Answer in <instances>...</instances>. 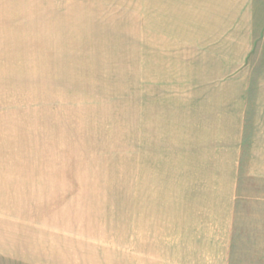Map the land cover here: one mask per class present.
Listing matches in <instances>:
<instances>
[{"label": "rangeland", "instance_id": "1", "mask_svg": "<svg viewBox=\"0 0 264 264\" xmlns=\"http://www.w3.org/2000/svg\"><path fill=\"white\" fill-rule=\"evenodd\" d=\"M143 1L71 0L66 15L64 5L57 13L21 0L22 22L10 13L0 74L2 197L25 218L26 250L128 264L132 205L216 199L230 207L236 198L244 232L235 261L264 260V203L254 202L264 198V178L250 160L220 150L225 101L203 84L215 79L189 73L186 34L145 61L143 36L132 29Z\"/></svg>", "mask_w": 264, "mask_h": 264}, {"label": "crops", "instance_id": "2", "mask_svg": "<svg viewBox=\"0 0 264 264\" xmlns=\"http://www.w3.org/2000/svg\"><path fill=\"white\" fill-rule=\"evenodd\" d=\"M35 1L32 7L50 5L57 13L63 5L66 11V5L72 3ZM22 5L21 0H0V74L7 73L3 64L9 61L10 13L12 20L22 22L16 16L22 15L28 4ZM206 13L210 16H204ZM133 14L137 24L132 28L134 37L141 40L143 36L146 62L152 61L153 51L164 57L168 48L179 47L188 38L192 47L188 52L192 62L189 73L199 79H215L203 84H214L217 90L213 94L225 101L220 108L225 111L220 129L223 137L217 140L222 145L220 150L228 158L250 160L254 174L264 178V0H144L143 14ZM56 29L64 31V27ZM222 79L224 83H220ZM212 156L210 153L204 159L212 160ZM6 172L0 167V264H77L72 254L59 256L56 249L42 251L30 246L26 250L25 218L17 210L10 211L2 197ZM230 200V207L229 202L216 199L153 204V200L144 198L142 203L132 205L128 264H264L260 257L253 263L235 261L243 253L238 245L243 242L244 230L241 216L236 215L240 200ZM254 202L263 206L264 198ZM109 263L117 264L113 260Z\"/></svg>", "mask_w": 264, "mask_h": 264}]
</instances>
